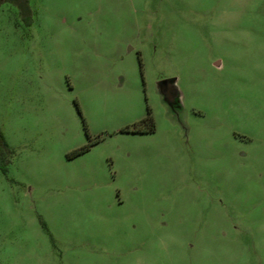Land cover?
<instances>
[{
	"label": "rangeland",
	"instance_id": "obj_1",
	"mask_svg": "<svg viewBox=\"0 0 264 264\" xmlns=\"http://www.w3.org/2000/svg\"><path fill=\"white\" fill-rule=\"evenodd\" d=\"M9 1L0 264H264V0Z\"/></svg>",
	"mask_w": 264,
	"mask_h": 264
},
{
	"label": "flooded vegetation",
	"instance_id": "obj_2",
	"mask_svg": "<svg viewBox=\"0 0 264 264\" xmlns=\"http://www.w3.org/2000/svg\"><path fill=\"white\" fill-rule=\"evenodd\" d=\"M3 2H7V0H0V5L3 3ZM9 2H13L16 4L17 8L19 9V11L22 13H26L24 17H26L30 10L28 8V5H27V1L26 0H10ZM30 23V22H29ZM138 54H139V57H141L142 53L140 50H138ZM162 96V95H161ZM163 98V97H162ZM172 111L175 113V115L178 117V120L181 119V111H182V102H181V98L179 97H175V100L172 101V105L169 106ZM150 118L146 119L143 121V119L141 121H139L138 123H135L133 128H124L123 131L125 132H138V133H150V132H153L155 130V124H154V121L150 115V111H149V114ZM183 122V120H181ZM181 122V123H182ZM151 125L154 126V129L153 130H150V127ZM182 127L187 130V126H184V124L182 123ZM1 131V134H0V150H4L5 152H7L8 154L11 153V149L9 148V146H6L4 145V140L6 141L7 143V140L5 138V135L4 133L2 132V130L0 129ZM8 145V144H7Z\"/></svg>",
	"mask_w": 264,
	"mask_h": 264
},
{
	"label": "water",
	"instance_id": "obj_3",
	"mask_svg": "<svg viewBox=\"0 0 264 264\" xmlns=\"http://www.w3.org/2000/svg\"><path fill=\"white\" fill-rule=\"evenodd\" d=\"M157 88L159 93L162 95L163 100L170 106L172 101L175 100V97L181 96L180 91L176 85L175 78H167L158 81Z\"/></svg>",
	"mask_w": 264,
	"mask_h": 264
},
{
	"label": "trees",
	"instance_id": "obj_4",
	"mask_svg": "<svg viewBox=\"0 0 264 264\" xmlns=\"http://www.w3.org/2000/svg\"><path fill=\"white\" fill-rule=\"evenodd\" d=\"M148 118H150L149 115H147V116L143 119V121L146 120V119H148ZM153 129H154V126L151 125L150 130H153ZM0 134H1V131H0ZM1 135H2V134H1ZM3 143H4V145L8 146L5 140H4ZM82 150H84V148H81V149H80V151H82ZM6 157H7V152H5L4 150L1 149V150H0V167H1L2 169H4V170H5L4 160H5Z\"/></svg>",
	"mask_w": 264,
	"mask_h": 264
}]
</instances>
